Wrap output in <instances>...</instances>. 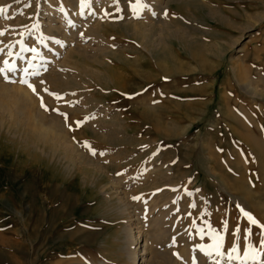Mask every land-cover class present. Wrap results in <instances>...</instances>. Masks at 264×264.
Returning <instances> with one entry per match:
<instances>
[{"label": "rangeland", "instance_id": "374dc122", "mask_svg": "<svg viewBox=\"0 0 264 264\" xmlns=\"http://www.w3.org/2000/svg\"><path fill=\"white\" fill-rule=\"evenodd\" d=\"M74 1L0 0V67L15 65L0 74V264H126L127 207L161 218L158 264L173 245L190 255L173 249L176 264H254L249 245L263 262L264 96L228 61L264 90V0H84V54L41 18ZM201 1L225 15L203 20Z\"/></svg>", "mask_w": 264, "mask_h": 264}, {"label": "bare ground", "instance_id": "6f19581e", "mask_svg": "<svg viewBox=\"0 0 264 264\" xmlns=\"http://www.w3.org/2000/svg\"><path fill=\"white\" fill-rule=\"evenodd\" d=\"M74 1V0H73ZM97 1V0H96ZM107 1V0H106ZM185 1V0H184ZM93 2H95V1H93ZM171 2V1H170ZM202 3H203V5L204 6H206V7H208V10L206 11V13H205V17L204 18H202L203 20H205L206 21V19H212V18H215V19H220L221 17V15L222 16H224L225 15V11L223 10V9H221L219 6H217V5H212V6H207V5H210V3L209 4H205L203 1H201ZM81 3H79V1L78 2H76V1H74V3H71L70 4V2H69V8H70V11L68 10L67 11V9H66V11H64V13H67V12H69V15H67V14H64L63 13V11H60V10H55V11H51V12H53V16L51 17L50 16V14H51V12L49 11V8H44L43 9V11H42V14H43V12H45V15H41V18H43V17H46L47 15H49V17L47 18V26H45L46 27V29H45V32L46 33H52V31L53 30H55V32L57 31L58 33H59V36L61 37V39H62V41H64V42H67V43H70L69 41L71 40L70 38H72V39H74V41L76 42V45L74 46V48H76V52H80V53H82V54H84L83 53V51H85V50H87L86 48H87V46H85V47H82L81 45H80V42L82 41V39L81 40H78L77 39V37H76V29L74 28V26L72 27V25L74 24L75 25V22H79V20H80V17L81 16H83V17H85L86 15H88V14H90V11L92 10L90 7H88L87 9H85V10H83L84 8H82V6L84 5V4H82V5H80ZM95 4V3H94ZM86 5H87V3H86ZM90 5V4H89ZM213 6H215V7H213ZM84 7V6H83ZM62 8V7H61ZM68 8V9H69ZM49 13V14H48ZM84 13H87L86 15L84 14ZM255 16V19L256 20H262V18H264V13H257V14H255L254 15ZM61 17H63L64 19H63V21H62V18ZM202 17V16H201ZM82 18V17H81ZM198 18H200V17H198ZM61 19V20H60ZM91 19V18H90ZM93 20V19H92ZM61 21V22H60ZM88 21V20H87ZM89 22V21H88ZM202 22V21H201ZM42 23H44V22H42ZM77 23H76V25H77ZM204 24H205V22H203ZM45 24V23H44ZM85 25V24H84ZM163 25V24H162ZM250 25H251V23H245L244 24V28H248V27H250ZM83 28H84V26H83ZM95 28V27H94ZM243 28V29H244ZM92 30V29H91ZM206 30V29H205ZM78 31V33H79V30H77ZM66 32H68V34H66ZM81 32V31H80ZM86 32V31H85ZM138 32V31H137ZM77 33V34H78ZM86 33H89V32H86ZM176 34V33H175ZM85 35V34H84ZM94 35L96 36V37H99V36H101L100 34H97V33H94ZM93 35V36H94ZM140 35V34H139ZM93 36H92V39H94L93 38ZM175 36V35H174ZM79 38V37H78ZM101 37H99V38H96V42H100V39ZM80 39V38H79ZM236 39L237 38H233V39H229V40H227L228 41V43L227 44H229V46H232V44L234 45L237 41H236ZM191 40V39H190ZM226 41V42H227ZM94 42V41H93ZM95 42V43H96ZM187 44V43H186ZM188 45V44H187ZM182 46V45H181ZM89 47V46H88ZM101 47V44L100 43H98L97 44V48H100ZM183 47H184V45H183ZM242 47V46H241ZM63 49V47H62V45L61 46H59L58 47V50L59 51H61L60 49ZM103 48V47H102ZM105 48V47H104ZM182 48V47H181ZM188 48V47H187ZM57 49V48H56ZM183 49V48H182ZM229 49V48H228ZM239 49H237V51H238ZM65 51V50H64ZM220 51V50H219ZM223 51V50H222ZM66 52H68L67 50H66ZM151 52V51H150ZM66 55V54H65ZM68 55V54H67ZM81 55V54H80ZM235 56V55H234ZM171 58V62L173 63L172 64V66H171V70H172V68H174L173 70L175 71V69H176V67H175V64L178 66L179 64H181V65H183L184 63H179L174 57H170ZM239 59V58H238ZM228 65L230 66V71H232V73L234 74V76H235V82L239 85V87H240V89H242L243 91H244V93L245 94H247L249 97H251L253 100H257V99H262V97L264 96V90H262V89H258L256 86H257V84L255 85L253 82H251V81H245L244 83L242 82V84H240L239 82H238V78H237V73H238V67L240 66V63H239V61H237L236 59H233L232 60V57L231 58H229V61H228ZM185 65H183L182 67H184ZM206 66V65H205ZM52 67V66H51ZM207 68V69H206ZM206 68H205V70H207L208 71V73H210V72H216V68L214 69V66H206ZM54 69V68H53ZM205 70H202V73L205 71ZM243 72V70L240 68L239 69V72ZM173 73V72H172ZM177 73V72H176ZM180 72H178V74H179ZM102 74V73H101ZM260 74V73H259ZM264 81V80H263ZM3 86V85H2ZM6 87V86H5ZM4 87V88H5ZM8 87V86H7ZM264 87V86H263ZM7 89H9V88H5L4 90H6L7 91ZM208 90H210V89H208ZM211 90H212V86H211ZM9 91V90H8ZM7 91V92H8ZM23 91V90H22ZM2 93H3V91H2ZM211 93V91H209V94ZM6 94V93H5ZM23 96L27 99V96H28V94L27 93H24L23 92ZM5 97L6 98H9V97H7V95H5ZM237 99V98H236ZM239 99V98H238ZM222 100H223V98H222ZM227 102L228 100H226L225 98H224V100H223V103L224 102ZM234 101L236 102V100L234 99ZM238 101V100H237ZM242 105V104H241ZM242 106H244V107H246L247 106V104L245 103V104H243ZM250 108H255V106H249ZM231 111L232 112H230L229 114H231V116H234V117H236V113H235V111H234V109L232 108L231 109ZM245 112V111H244ZM20 113L22 114V112L20 111ZM247 114V113H246ZM22 118V117H21ZM24 118V117H23ZM237 118V117H236ZM33 120H35V119H33ZM257 119H253V121L254 122H256V124L258 125L259 123L256 121ZM4 123V122H3ZM245 123V122H244ZM9 125V124H8ZM249 125H251V124H249ZM246 126H247V124H246ZM245 126V127H246ZM252 126V125H251ZM261 127V126H260ZM37 128V127H36ZM257 128V127H256ZM40 129H41V127H40ZM47 129V128H46ZM261 129V128H260ZM10 130V129H9ZM247 130V129H246ZM8 131V130H7ZM37 131H38V129H37ZM44 131V130H43ZM40 136H42V137H48V139L49 138H51V140H52V137L54 138V136L51 134V133H49V132H47V130H46V132L45 133H39V132H37ZM247 133V132H246ZM246 133H245V137H246ZM249 134H250V132H248ZM247 133V134H248ZM254 133V132H253ZM20 137H19V139L21 138L22 140H30L31 138H29L28 136H23V135H21V134H18ZM256 135V134H255ZM255 135H253L254 137H255ZM12 136H13V134H12ZM252 136V137H253ZM244 137V138H245ZM248 138L246 139L247 141H253V139L251 140V137H249V136H247ZM257 137V136H256ZM56 138V137H55ZM255 139V138H254ZM259 140V139H258ZM32 141V140H31ZM255 141V140H254ZM256 143V142H255ZM252 144V143H251ZM258 144V143H257ZM260 144H262V142L260 143ZM259 144V145H260ZM255 144H253L252 146H254ZM257 147V146H256ZM260 148H261V146H260ZM253 149H255V151H256V149H258V148H253ZM263 150H264V146H263ZM254 151V152H255ZM258 151H260L259 149H258ZM257 151V152H258ZM263 151H260V153L259 154H261ZM256 154H258V153H256ZM264 153H262L261 155H263ZM260 155V156H261ZM259 156V157H260ZM262 157V156H261ZM263 158V157H262ZM263 161H264V159H263ZM261 162V161H260ZM264 166V165H263ZM117 188V187H116ZM198 198V197H197ZM198 201V200H197ZM123 205H125V204H123ZM201 205V204H200ZM126 207V206H125ZM125 207H123V208H125ZM128 208V207H127ZM126 208V214L127 213H129L130 214V216H127L128 217V219H127V223H128V226H127V228H126V237H124V240H123V249H124V257H125V260H126V262H124V263H126V264H158V261H157V255H159L158 253L160 252V251H158V247H157V244L159 243V240L161 239V237H163V236H165V235H163L162 236V234H165V233H162L161 235L158 233V231L157 230H160V231H162V226L161 225H163V224H161L160 223V220H161V218L160 217H158V218H154V219H152L151 218V220H149V223L147 224L146 223V225H145V223L143 224V221H145V220H143V221H140L141 219H140V217L137 215V213H136V209H134V210H128ZM128 210V211H127ZM138 211H140V210H138ZM121 212V211H120ZM141 213V212H140ZM149 215V214H148ZM147 222V221H146ZM179 228V227H178ZM173 231V230H172ZM164 232H166V231H164ZM171 232V231H170ZM175 232H177V229L176 230H174V232H173V234L175 233ZM167 233V232H166ZM171 234V233H170ZM176 237V236H175ZM182 239V238H181ZM160 245V244H159ZM162 248V247H161ZM181 248V249H180ZM188 247H186L185 245L184 246H182V247H178V246H176V245H173V246H170V262L171 263H173V264H176L175 263V261L173 260V249H178V250H180V252L183 254V255H185L184 257H186L187 258V260H188V257L190 256V255H188V253H187V249ZM167 254V253H166ZM204 256V255H203ZM159 257V256H158ZM200 259V258H199ZM202 259H205V258H202ZM202 259L200 260L201 261V263L200 264H202L204 261H202ZM199 261V262H200ZM263 262H264V256H263ZM77 264H82V263H77ZM89 264H95V263H89ZM182 264H184V263H182ZM204 264V263H203ZM225 264H228L227 262L225 263Z\"/></svg>", "mask_w": 264, "mask_h": 264}, {"label": "snow or ice", "instance_id": "6c2138e0", "mask_svg": "<svg viewBox=\"0 0 264 264\" xmlns=\"http://www.w3.org/2000/svg\"><path fill=\"white\" fill-rule=\"evenodd\" d=\"M84 3V0H82V4ZM143 5L140 4V0H137V7H142ZM4 9L0 8V12H3ZM4 33L2 31H0V35H3ZM32 51H35V49H32ZM4 66L0 67V74H4L5 72H13L15 70V65L10 64L7 60H5L3 62ZM25 73H27V69L23 70ZM5 79H8L7 76H5ZM21 83L23 84H27V86L32 89L33 92H35V88L28 83V81L26 79H21L20 80ZM42 107L44 106L43 104L41 105ZM67 119V117H65ZM86 147H88V145H85ZM89 151L91 152V154L95 155V151L91 148H89ZM103 153H101L102 155ZM133 199H138V197H133ZM243 211V210H242ZM244 215L247 217L248 221L253 224L256 225L258 224V221L249 213H244ZM261 228H264V225H260ZM246 232H250V230H246ZM262 245H264V239L261 240ZM222 246V243L220 241V239H217L216 244L214 245V250L216 252L217 255H223V253L220 251V248ZM237 248L234 246L232 248V252H236ZM235 259H240V257H232ZM243 260L244 261H248L251 260L254 262V264H264V262H261L259 255L256 252V249L253 248L251 245H249L248 247L245 248L244 250V254H243Z\"/></svg>", "mask_w": 264, "mask_h": 264}]
</instances>
